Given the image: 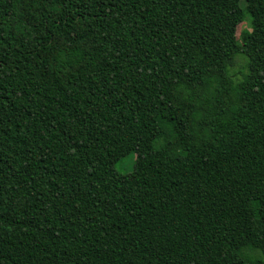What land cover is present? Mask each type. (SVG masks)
<instances>
[{"label":"trees","instance_id":"1","mask_svg":"<svg viewBox=\"0 0 264 264\" xmlns=\"http://www.w3.org/2000/svg\"><path fill=\"white\" fill-rule=\"evenodd\" d=\"M0 264H264V0H0Z\"/></svg>","mask_w":264,"mask_h":264},{"label":"rangeland","instance_id":"2","mask_svg":"<svg viewBox=\"0 0 264 264\" xmlns=\"http://www.w3.org/2000/svg\"><path fill=\"white\" fill-rule=\"evenodd\" d=\"M249 29V25L246 22L242 23L237 29V37L240 39V34L243 30ZM243 61L242 58L238 57L235 61V64L230 69V74L234 80H239L241 78L239 74V69L242 65ZM135 160L134 156H129L122 161L120 165L117 167V171L123 175H125V180L127 182H131L134 179V174L132 173L133 170V161Z\"/></svg>","mask_w":264,"mask_h":264}]
</instances>
